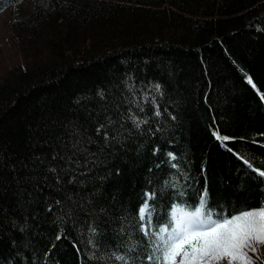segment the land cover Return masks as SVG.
Wrapping results in <instances>:
<instances>
[{
    "label": "trees",
    "instance_id": "1",
    "mask_svg": "<svg viewBox=\"0 0 264 264\" xmlns=\"http://www.w3.org/2000/svg\"><path fill=\"white\" fill-rule=\"evenodd\" d=\"M5 9L0 264H150L205 191L213 219L264 208V0Z\"/></svg>",
    "mask_w": 264,
    "mask_h": 264
},
{
    "label": "snow or ice",
    "instance_id": "2",
    "mask_svg": "<svg viewBox=\"0 0 264 264\" xmlns=\"http://www.w3.org/2000/svg\"><path fill=\"white\" fill-rule=\"evenodd\" d=\"M249 83H252L251 79ZM156 114L159 115V111ZM136 126L139 127V123ZM101 128L104 126L97 129L98 133ZM217 139L228 138L217 134ZM259 175L264 176V172ZM206 196L205 191L195 211L173 209L171 229L163 227L155 233L154 254L148 257L150 264H218L224 259L228 264H252L248 252H256V244H264V208L230 218L213 219L211 210L205 213ZM146 216L148 225L142 230L147 235V228L151 225L147 203L140 209V219L144 220ZM117 259L124 260V257Z\"/></svg>",
    "mask_w": 264,
    "mask_h": 264
},
{
    "label": "rangeland",
    "instance_id": "3",
    "mask_svg": "<svg viewBox=\"0 0 264 264\" xmlns=\"http://www.w3.org/2000/svg\"><path fill=\"white\" fill-rule=\"evenodd\" d=\"M10 15V9H5L0 12V36H2L6 30V21ZM256 252H248L249 257L252 259V264H264V244L255 245ZM218 264H228V260L224 259Z\"/></svg>",
    "mask_w": 264,
    "mask_h": 264
}]
</instances>
